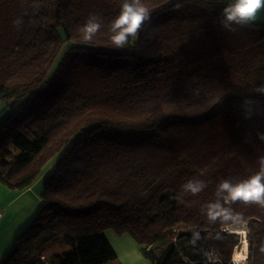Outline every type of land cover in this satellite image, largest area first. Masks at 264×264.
<instances>
[{"label": "trees", "instance_id": "trees-1", "mask_svg": "<svg viewBox=\"0 0 264 264\" xmlns=\"http://www.w3.org/2000/svg\"><path fill=\"white\" fill-rule=\"evenodd\" d=\"M121 3L0 0V98L19 101L0 122V182L27 188L57 158L1 264H123L109 229L155 264H231L239 240L224 229L252 219V264H264V208L231 205L240 223L202 211L220 181L254 175L264 154V95L252 91L264 83V25L222 29L221 0H143L150 19L116 48ZM92 13L103 27L84 42ZM189 179L207 187L181 193ZM57 245L70 249L51 253Z\"/></svg>", "mask_w": 264, "mask_h": 264}, {"label": "clouds", "instance_id": "clouds-1", "mask_svg": "<svg viewBox=\"0 0 264 264\" xmlns=\"http://www.w3.org/2000/svg\"><path fill=\"white\" fill-rule=\"evenodd\" d=\"M224 4L219 24L222 29L235 32L240 27L253 24L258 13L264 9V0H221ZM179 7V5H177ZM33 11H38L34 6ZM150 19V10L143 3V0H122L119 14L110 22L109 31L112 33L111 43L116 48H123L128 45L130 38L137 37L144 22ZM23 18H17L13 24L19 27ZM103 27V19L96 13L90 14L86 22L80 28V35L84 42H92ZM193 95H199V89H191ZM253 92L264 95V83L257 85ZM246 110L250 102L245 101ZM257 137L264 141V132H258ZM258 171L243 180L233 182L230 179L220 181L216 187L214 201L203 206L202 211L207 219L215 223H240L243 217L236 212L231 205L241 202L246 205H258L264 208V154L257 158ZM207 187V183L201 179H189L181 186V193H190L195 196ZM199 238V233H193V243ZM264 251V248L261 249ZM246 257H236L237 261Z\"/></svg>", "mask_w": 264, "mask_h": 264}, {"label": "crops", "instance_id": "crops-1", "mask_svg": "<svg viewBox=\"0 0 264 264\" xmlns=\"http://www.w3.org/2000/svg\"><path fill=\"white\" fill-rule=\"evenodd\" d=\"M254 23L264 25V9L258 13ZM56 161L57 158L51 159L43 167L36 181L27 188L10 189L0 182V210H3V215L0 218V264L17 236L42 207L41 195L44 191L45 181L52 173ZM106 234L123 264H155L151 258L143 254L141 245L131 235H119L112 229L107 230ZM69 249L68 246L57 245L52 248L51 253H60Z\"/></svg>", "mask_w": 264, "mask_h": 264}, {"label": "rangeland", "instance_id": "rangeland-1", "mask_svg": "<svg viewBox=\"0 0 264 264\" xmlns=\"http://www.w3.org/2000/svg\"><path fill=\"white\" fill-rule=\"evenodd\" d=\"M18 103H19L18 100L7 101V100H4V99L0 98V122L5 120L13 112L14 108L17 106ZM137 174L144 176V173L141 170H138ZM251 222H253V219L248 221V222H245V223L232 225V227L231 226L226 227L224 229V232L225 233H229V234H231V229H233L235 227L247 230V240H248L249 252L251 254L250 255L251 257L249 258L250 260H248V264H252V251H253V248H254V244H252L251 241H250L249 226H250ZM232 235L237 237L238 240H239V244H238V246H236L235 252L236 251H242L243 246H244V238H243V236L241 234H232ZM164 249H165L164 246H159V247L152 248L151 251L157 258H160L161 253L163 252ZM193 252H196V251H193ZM233 258H234V255H233ZM231 264H235V262L233 263V261H232Z\"/></svg>", "mask_w": 264, "mask_h": 264}, {"label": "bare ground", "instance_id": "bare-ground-1", "mask_svg": "<svg viewBox=\"0 0 264 264\" xmlns=\"http://www.w3.org/2000/svg\"><path fill=\"white\" fill-rule=\"evenodd\" d=\"M232 234H241L244 238V246L242 251H236L234 253V262L235 264H248V260L250 258V252H249V246H248V240H247V230L240 229V228H233L231 229ZM236 257H246L244 259H240L237 261Z\"/></svg>", "mask_w": 264, "mask_h": 264}, {"label": "built area", "instance_id": "built-area-1", "mask_svg": "<svg viewBox=\"0 0 264 264\" xmlns=\"http://www.w3.org/2000/svg\"><path fill=\"white\" fill-rule=\"evenodd\" d=\"M2 215H3V210H0V218L2 217ZM42 259H45V256H42ZM208 259L210 262L213 263L219 261L218 256L213 252L208 253Z\"/></svg>", "mask_w": 264, "mask_h": 264}]
</instances>
